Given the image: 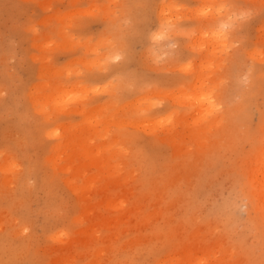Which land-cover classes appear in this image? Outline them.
<instances>
[{"label": "rangeland", "instance_id": "obj_1", "mask_svg": "<svg viewBox=\"0 0 264 264\" xmlns=\"http://www.w3.org/2000/svg\"><path fill=\"white\" fill-rule=\"evenodd\" d=\"M221 1L209 66L201 0H0V264H264V0Z\"/></svg>", "mask_w": 264, "mask_h": 264}, {"label": "bare ground", "instance_id": "obj_2", "mask_svg": "<svg viewBox=\"0 0 264 264\" xmlns=\"http://www.w3.org/2000/svg\"><path fill=\"white\" fill-rule=\"evenodd\" d=\"M201 1L203 2L204 5L200 8H196L195 12H196V16H198L202 19V24L204 25V27L197 29V37H195L196 38L195 41L197 40L196 42H198L201 49H202V47L205 48L208 51V53L210 54V56L208 58H206L205 62L203 61L204 64L206 63L205 65L208 64L210 66L213 63V60L217 61V57L214 56V52L215 51H217V52L221 51L222 52L226 46V39H225L226 35H225L224 30L220 27L221 26L220 22L217 23L216 25H214L219 18H222V13L224 10H226V8L223 5L222 1L220 2V0H208V1L201 0ZM209 2H210V4L208 5ZM166 8L170 9L169 11H171L173 9V6L171 4H169L166 7L164 5H161L160 12L163 13L166 10ZM194 42H193V44H194ZM200 47H198V48H200ZM198 48H195V49H198ZM251 54H253V55L258 54L259 55L260 53L257 49L256 50L253 49ZM249 55H250V52H249ZM204 64L202 63L199 65V69L197 70L198 74L195 78L196 81H194L193 83H190L188 85L189 88L191 89V91L186 92L185 88L181 87V88H179L180 90L178 91L181 96L176 97V99H178L179 102L180 101L181 102L186 101V102L191 104L190 106L195 111V113H194L195 115L197 112V117H195V120L199 123H201L205 117H208L209 114L212 115L213 111H215V109H216L214 99H212L213 96L209 92L198 91V89L204 87L203 83L206 80V77H205V75L201 69V68H204V66H203ZM180 66H181V70H186L189 74L193 72V65L191 64V62L181 64ZM191 116H190V118H191ZM154 117H156V116H154ZM186 118H187V116H186ZM186 118H185V120L188 119V118L187 119ZM168 119H169V116L165 115V117L163 116L162 118L158 117L157 121L165 122ZM157 121L152 119L151 124H154ZM89 141L90 140L86 137L79 138V145L82 147L83 150L86 151V155L93 157L96 161H98V155L95 156L94 153H96V152L99 153L100 147L94 145V143H91V142L89 143ZM260 142H261V145L257 149V151H260V155H259L258 161H257L258 164H257V166H255V169L251 168V166L248 169V171H249L248 182L251 183V185L248 184L247 187L253 186V178H254V182H255L254 183L255 185L253 187L254 191H253L252 187H251V191H252V194L254 193L257 196V203H255L253 205V209L255 207L256 212L259 213L260 217L264 221V158H263V156H264V137L260 138ZM259 175H261V177H259ZM241 189L244 193V196L249 199V195H248V191H247L246 186L243 185V187ZM249 203H250V201H249ZM56 239L59 240L60 237L56 236ZM157 263H158V261H157ZM157 263H155V264H157ZM63 264H69V263L64 262ZM200 264H206V262L205 261L200 262Z\"/></svg>", "mask_w": 264, "mask_h": 264}]
</instances>
